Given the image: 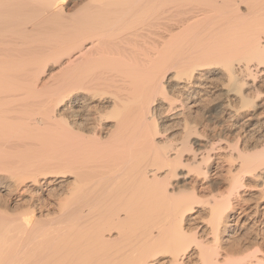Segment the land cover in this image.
Segmentation results:
<instances>
[{
    "label": "bare ground",
    "instance_id": "1",
    "mask_svg": "<svg viewBox=\"0 0 264 264\" xmlns=\"http://www.w3.org/2000/svg\"><path fill=\"white\" fill-rule=\"evenodd\" d=\"M0 264H264V0H0Z\"/></svg>",
    "mask_w": 264,
    "mask_h": 264
},
{
    "label": "rangeland",
    "instance_id": "2",
    "mask_svg": "<svg viewBox=\"0 0 264 264\" xmlns=\"http://www.w3.org/2000/svg\"><path fill=\"white\" fill-rule=\"evenodd\" d=\"M208 108H209V109H208ZM204 109L206 110V111L203 110L204 113H206V114L208 113V114L206 115V114L202 113V112H203V111H202L201 113L204 114L205 117L202 118L201 116H203V115L201 114V116H200L201 118H200V119H203V121H207L209 118H210V119L212 118V116L214 115V113H211V108H210L209 106L207 107V109H206V108H204ZM207 111H208V112H207ZM209 111H210V112H209ZM210 113H211V115H212V114H213V115H212V116H209ZM204 118L207 119V120H205Z\"/></svg>",
    "mask_w": 264,
    "mask_h": 264
}]
</instances>
